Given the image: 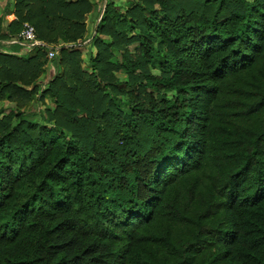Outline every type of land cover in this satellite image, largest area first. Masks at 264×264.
Wrapping results in <instances>:
<instances>
[{
  "label": "trees",
  "instance_id": "1",
  "mask_svg": "<svg viewBox=\"0 0 264 264\" xmlns=\"http://www.w3.org/2000/svg\"><path fill=\"white\" fill-rule=\"evenodd\" d=\"M130 4L0 10V264H264V0Z\"/></svg>",
  "mask_w": 264,
  "mask_h": 264
},
{
  "label": "rangeland",
  "instance_id": "2",
  "mask_svg": "<svg viewBox=\"0 0 264 264\" xmlns=\"http://www.w3.org/2000/svg\"><path fill=\"white\" fill-rule=\"evenodd\" d=\"M126 1V0H124ZM128 2H131V0H127L126 2H124V5L126 6L128 4ZM118 6V5H117ZM124 6V7H125ZM131 4L129 3L128 7H130ZM120 7V6H118ZM96 19L92 20L91 23L95 22ZM92 34V33H91ZM90 36V35H89ZM126 47L128 48V50H130V52L132 53H135L137 52V47H138V43H134V44H131V45H126ZM79 48V47H77ZM80 52H81V67L83 70H85L87 73H91V67H90V58L91 56H94L95 54V47L93 46V42H88V45H86L84 48L80 47L79 48ZM122 51H118L117 52V55L112 59V61L114 62L116 60V58H120V53ZM49 59V58H48ZM51 60V59H49ZM51 61H49L45 67V70H44V74H43V79L38 81V92L37 94H35V97L34 99L31 101V103L29 105H27L24 109L27 110V112H29V116L26 117V120H33V121H36V122H41V116H43V114L46 112L45 110L46 109H50V110H53L55 108V105L52 101V99L50 98L49 95H46L44 97V100L43 102H41L40 100H38V97H39V93H41V91H43L47 85H46V80L49 78L50 75H48V70L51 68ZM156 72V70L154 71ZM116 76L118 78H126V73L125 71H116L115 72ZM42 78V77H41ZM46 79V80H45ZM127 96L126 95H123V94H120L118 95L116 101H122V102H126L127 101ZM36 100V101H35ZM9 103L7 102H2L0 103V114L3 116V115H6L7 112H8V109H10L9 107ZM119 109L121 111L124 110V108L122 107H119Z\"/></svg>",
  "mask_w": 264,
  "mask_h": 264
},
{
  "label": "crops",
  "instance_id": "3",
  "mask_svg": "<svg viewBox=\"0 0 264 264\" xmlns=\"http://www.w3.org/2000/svg\"><path fill=\"white\" fill-rule=\"evenodd\" d=\"M89 1L94 4V10L91 13H88L86 15V24H87L86 25V27H87L86 37L91 35V33L92 34L94 33L96 24H97V22L99 21V19L101 17V12L104 9L105 4H107L110 1H112V2H114V4L116 6L117 5L120 6V7L117 6L120 10L125 11L128 8V5L130 3V2H128V4L125 6L124 2H126L127 0L126 1H124V0H89ZM14 2H15V0H0V10L1 11L6 9V8H8V7H10L9 10L7 11L8 14H7L6 18H8L9 16H13L12 14H13V10H14ZM10 3H11V6L9 5ZM93 19L94 20L96 19V21L91 23V21ZM15 42L16 41L14 39H13V41L10 40V41H7V42H1V44L3 45V50L4 51L12 50L13 52H16V53L21 52V51H23V52L29 51V50H27L25 48L23 43H22V46L19 47V46H16ZM86 45H88V44H86ZM85 46H83L82 48H84ZM53 72H54V70L52 68H50L48 70V75H51ZM43 74L40 76V82L43 79Z\"/></svg>",
  "mask_w": 264,
  "mask_h": 264
},
{
  "label": "built area",
  "instance_id": "4",
  "mask_svg": "<svg viewBox=\"0 0 264 264\" xmlns=\"http://www.w3.org/2000/svg\"><path fill=\"white\" fill-rule=\"evenodd\" d=\"M14 40H20L27 50L34 45H43L37 38L34 26L29 22H24L22 30L18 34L17 39L14 38ZM57 53V50L52 48H48L47 50V56L49 59H52Z\"/></svg>",
  "mask_w": 264,
  "mask_h": 264
}]
</instances>
